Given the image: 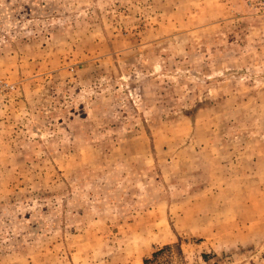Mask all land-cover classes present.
I'll use <instances>...</instances> for the list:
<instances>
[{
  "label": "rangeland",
  "instance_id": "374dc122",
  "mask_svg": "<svg viewBox=\"0 0 264 264\" xmlns=\"http://www.w3.org/2000/svg\"><path fill=\"white\" fill-rule=\"evenodd\" d=\"M258 2L0 0V264H264Z\"/></svg>",
  "mask_w": 264,
  "mask_h": 264
},
{
  "label": "trees",
  "instance_id": "16d2710c",
  "mask_svg": "<svg viewBox=\"0 0 264 264\" xmlns=\"http://www.w3.org/2000/svg\"><path fill=\"white\" fill-rule=\"evenodd\" d=\"M171 247H172V245H165L164 247L154 251L152 253L151 257H145L143 259V263L144 264H153V263L157 262L159 255H161L162 253H164L166 250L170 249Z\"/></svg>",
  "mask_w": 264,
  "mask_h": 264
},
{
  "label": "built area",
  "instance_id": "2783aa9c",
  "mask_svg": "<svg viewBox=\"0 0 264 264\" xmlns=\"http://www.w3.org/2000/svg\"><path fill=\"white\" fill-rule=\"evenodd\" d=\"M261 6L264 7V0H259L258 2ZM16 90V86L8 83L5 80H0V97L4 93H9L10 91Z\"/></svg>",
  "mask_w": 264,
  "mask_h": 264
}]
</instances>
